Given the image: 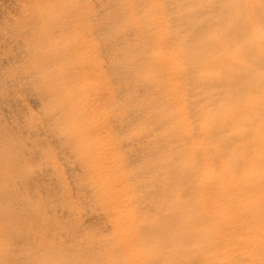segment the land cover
<instances>
[{
	"label": "rangeland",
	"instance_id": "rangeland-1",
	"mask_svg": "<svg viewBox=\"0 0 264 264\" xmlns=\"http://www.w3.org/2000/svg\"><path fill=\"white\" fill-rule=\"evenodd\" d=\"M209 1L0 0V228L10 251L6 263L200 264L202 250L191 257L184 250L204 231L193 215L202 183L194 173H183L188 159L182 140L170 133L173 100L168 90L170 72H178L180 82L187 83L184 94L190 93L194 74L180 60L182 50L191 49L193 55L211 33L216 47L232 42L221 17L227 8L219 3L211 9L217 24L198 38L191 33L208 23ZM247 8L238 10L249 14L248 24H258L254 7ZM151 20L158 21L155 27ZM248 52L246 60L253 58ZM178 59L187 64H180L182 70L174 66ZM187 120H192L187 122L194 141L200 140L188 111Z\"/></svg>",
	"mask_w": 264,
	"mask_h": 264
},
{
	"label": "bare ground",
	"instance_id": "bare-ground-1",
	"mask_svg": "<svg viewBox=\"0 0 264 264\" xmlns=\"http://www.w3.org/2000/svg\"><path fill=\"white\" fill-rule=\"evenodd\" d=\"M185 1H187V0H185ZM254 1H255V3H252ZM217 3L224 5V7L227 8L225 11L223 8L222 11H224L223 12L224 14H222L221 17L223 18V22L225 23V36L229 37V39L232 38V42L230 41L231 44H229L225 48L224 47L219 48L218 45L216 47V43L214 42L216 35L214 33H211L209 37L203 38L202 41L200 42V44L198 46H196L197 48L195 50H193V51H195L193 53V55H192V53H190L191 49H190V52H188V51L184 52V50H182L183 56H181V57L183 59L180 58V60L181 61L185 60V63L187 62V63H189V65L191 67L193 66L192 68L190 67V71L193 72V74H194L193 79H191L193 84H192L191 88L189 89L190 93L184 94L185 89H187L186 88L187 83L183 84L182 82H180L178 72H174V73L172 72L171 73L170 71L172 69H169V68H170V65L172 66V64H170V63L168 64V63H166L167 60L166 61L164 60L165 63L169 66V68H168V66H166L169 69L167 71H169L170 74H172L171 79H170V77H168L170 74L165 75V77L167 76L170 79L169 84H170L171 88L170 89L168 88L169 89L168 93L170 94V99L172 98V100H173L171 107H170V110L172 112V118H170V117L168 118V119H170L172 124H174V126L172 125L173 129L172 130L170 129L171 130L170 133L177 136L180 140H182L181 144H183L182 147H183V149H185V156L188 159L187 166L182 167V168H184L183 170H185V171H183L182 169H181V171H183V173L185 175L189 172L190 174H188L187 176H191V177H194L191 175V172L194 173L196 180L198 179L197 181L202 183V186L199 188V190H197V193H198L197 206H196L197 210H195V214L193 213V215L195 218H198L200 220L201 224L204 225V228H203L204 231L201 232L200 234L197 233L198 235L196 234L194 236V240L192 241V243L194 242V244L186 247L185 250L183 249L186 252L185 254L184 253L183 254L186 256H188V255L190 256V254H193V253H196V252H199L202 250L203 257L199 261L200 264H264V0H225V1H223V0H210L206 4L207 10L210 12L211 9H213V7ZM145 6H147V4ZM153 6H156V4ZM240 6H243L245 8L246 7H249V8L254 7L253 8L254 11L252 10L251 13L254 12V13H252V15L254 16V18L257 19V21L255 20V22H258V24H256V25L248 24V22H251L247 17L249 14L247 15L244 13V11L238 10V7H240ZM157 7H158V5H157ZM189 7H191V6H189ZM249 8H247V9H249ZM156 9H158V8H156ZM185 9H186V7H185ZM216 9H218V8H216ZM219 10H220V8H219ZM151 11L152 10H150V12ZM154 12H155V10H154ZM212 12L213 11H211V14L213 15ZM151 13H150V15H148L149 13H147V15L149 17L154 15L153 13L151 15ZM192 13L193 12H191L189 16H194L195 12L193 14ZM159 14H161V13H158V16H160ZM204 14H202V15H204ZM147 15H146V17H147ZM210 15H208L209 20L205 19L206 21H208V23L206 22L208 25L206 23L204 24L202 22V24L198 25V27H195L194 29L191 28V30H192L191 33L193 35H195V38H198L196 35L202 33L204 31V29L205 30L207 28L209 29L210 27H213L212 25L217 24L216 21H213L214 15L212 16V18L210 17ZM252 15H250V16H252ZM205 16H206V14H205ZM205 16H203V17H205ZM253 16H252V18H253ZM206 18H208V17L206 16ZM153 20H154V18H153ZM153 20H151V21H153ZM198 20H199V18H198ZM205 20L203 19L202 21H205ZM247 20H248V22H247ZM153 22L152 23L154 24V27H155L157 25V24L155 25V22H158V21H153ZM161 22L159 21L158 25ZM137 23H141V22H139V20H138ZM168 23H170V22H167V24ZM165 24H166V21H165ZM167 24H166V26H167ZM252 24H253V22H252ZM136 25H138V24H136ZM187 25H188V23H187ZM181 26H182V24H181ZM217 26L219 27L220 25H217ZM141 28H143V26ZM163 29H164V31L166 30L165 28H162V30ZM159 31L161 32V30H159ZM170 33H173V32L170 31ZM157 35L154 34L153 38L154 37L157 38L158 37ZM186 37H188V36H186ZM171 38H173V37H171ZM160 39H161V37H160ZM171 40H173V39H171ZM200 40L198 39V41H200ZM164 43H163V46L164 45L166 46V44H164ZM189 43H188V46H189ZM194 44H196V42ZM175 45L176 44H173L171 46H173V48H174ZM182 49H183V46H182ZM173 50H172V54H171V52L170 53L168 52L169 50L167 52L169 55L171 54V56L174 58L176 56H174L175 52H173ZM177 50H178V48L175 47V51H177ZM216 50H217V53H216ZM214 51H215V53H213ZM248 51H251L252 54L254 55V56L252 55L253 58L250 60L249 59L246 60V57H245L246 55H250V53ZM154 53L156 54V52H154ZM159 53L160 52H158V54ZM176 54H179L178 58L181 55V53H178V52ZM43 56L44 55H42L41 61L44 60V58H45ZM151 57H152V55H151ZM158 57H159V55H158ZM161 57L163 58V55ZM18 58H19V56H18ZM165 58H167V57L165 56ZM168 59H170V58L168 57ZM175 61L176 60H174V63H175ZM179 62L180 61L178 59L176 65H174V66L176 68L178 67L177 69L182 70L180 67L183 63L182 64L180 63L181 64L180 65V64H178ZM164 66H165V64H164ZM185 66H184V64L182 65V67H184V68H185ZM198 66H201V68L199 67L198 69L197 68L195 69V67H198ZM161 70H160V72H162V74H164L166 72L165 71L163 73L164 70H162V71ZM173 70L175 71V69H173ZM156 72H157V75H159L160 72H158V71H156ZM154 74L155 73H153L152 75H154ZM162 74L160 73V75H162ZM180 77H181V73H180ZM205 80H208V81H205ZM162 87H164V86H162ZM187 91H188V89H187ZM165 93L167 94V96L169 95L167 92H165ZM165 93L163 92V94H165ZM165 96H163V99L166 100L167 96H166V98H165ZM164 101H162L161 103H163ZM186 101H187V103H186ZM163 105H165V104H163ZM187 111H188V113H191V115L195 119V124H196L197 130L200 132V136H201L200 140L198 138V141H196V142L193 139V130L194 129H193V126L191 125L192 123L191 124L189 123L192 120H190V121L187 120ZM166 113H167V111H166ZM81 114H82V112L80 113V115ZM163 115H165V114H163ZM74 116H75V114H74ZM160 117L162 118L164 116H160ZM189 119H191V118L189 117ZM187 121H189V122H187ZM92 126H94V125H92ZM103 126H102V128H104ZM90 128H88V129H90ZM166 128H167V126H166ZM167 129H165V130H167ZM197 130H196V132H197ZM161 133H163V132H161ZM166 133H167V131H166ZM103 135H104V133H103ZM174 141H175V139H174ZM98 142H100V141L98 140ZM170 142H172V141H170ZM162 145H163V142H162ZM179 147H181V146H179ZM180 154L184 155V153H181V152H180ZM183 157L184 156H182V159H183ZM162 159H164V158H162ZM168 163H169V161H168ZM170 163H171V161H170ZM178 163H179V161H178ZM178 163H177V165H178ZM0 169H2V168H0ZM170 173H171V171H170ZM159 175H161V174H159ZM164 178H166V177L164 176L163 179ZM187 178H186V180L188 181ZM191 179L192 178H190V180ZM160 180H162V179H160ZM193 181H195V180H193ZM173 182H175V181H173ZM190 183L191 182L189 181V184ZM166 184H167V182H166ZM177 184H178V182H177ZM171 185H172V183H171ZM190 185H192V184H190ZM167 188H168V186H167ZM194 190H195V188H194ZM195 192H196V190L193 193H195ZM109 195H110V192H109ZM175 195H176V193H175ZM114 196L116 197V194H114ZM109 197H111V196H109ZM113 199H115V198H113ZM169 201H171V199ZM121 202L123 203L124 201H121ZM113 203H115V202L113 201ZM175 203H176V201H175ZM187 203H188V201H187ZM189 204H191V203L189 202ZM117 205H116V208H118ZM162 206H160V207H162ZM180 206H182V205H180ZM182 208H184V207H182ZM166 209H167V207H166ZM158 210H160V209H158ZM184 210L182 209V211H184ZM167 211H169V210H167ZM121 212H122V209H121ZM188 212H190V211H188ZM166 213H164V214H166ZM123 214L125 215V213H123ZM126 214H128V212ZM131 214H133V213H131ZM188 214H192V213H188ZM177 216L178 215H176L175 217H177ZM182 216L181 217L179 216V218L181 219ZM99 218H101V217H99ZM179 218H178V220L180 222ZM168 219H170V218H168ZM182 219H181V221H182ZM127 221L129 222V219ZM127 221H125V223ZM142 222H144V221H142ZM176 222H178V221H176ZM200 222H199V225H200ZM122 223L125 224L124 222H122ZM139 223H141V222H139ZM146 223H147V221H146ZM182 225H184V223H182ZM121 226H122V224H121ZM177 226H179V225H177ZM5 227H7V226H5ZM1 228H0V264H12V262H9V263L5 262L6 260H10V253H9L10 251H8V249H9L8 245L4 244L1 241L2 236L6 232L4 230V228L3 229H1ZM119 228H120V226L117 225L116 230H119ZM165 228H166V226H165ZM137 229H139V227ZM183 230H186V229L184 228ZM194 230H195V228H194ZM194 230L191 229V231H194ZM138 232L139 231L136 232L137 235H138ZM195 232H196V230H195ZM124 233H125V231H124ZM136 234L134 232V234L132 236H134ZM140 235L141 234H139L138 236H140ZM126 236H128V235H126ZM123 237H122V239H123ZM134 237H135V239L133 238V240L135 242L137 237L136 236H134ZM124 239H126V238H124ZM137 239H138V243H137V245H138L140 243H139V238H137ZM149 239H151V238H149ZM152 241H154V240H152ZM164 241H165V239H164ZM169 241H171V240H169ZM174 241H176V240H174ZM130 242H131V239H130ZM201 242H203V243H201ZM141 246H142V244H141ZM130 247H133V246H130ZM175 247H177V245ZM125 249H126V247H125ZM135 249H137V248L134 247V250ZM166 249H168V248H166ZM141 250H142V248H141ZM173 251H175V250H173ZM124 252H125V250H124ZM134 252H136V251H134ZM169 254H172V252ZM174 254H176V253H174ZM131 257H132V255H131ZM139 257H141V256H139ZM169 257H171V256H169ZM122 259L123 258H121V260ZM125 259H128V258L125 257ZM159 259H161V258H159ZM141 260H144V259H141ZM150 260L151 259L148 260L149 263H150ZM116 263H117V261H116Z\"/></svg>",
	"mask_w": 264,
	"mask_h": 264
}]
</instances>
